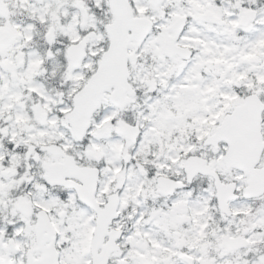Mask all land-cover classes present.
I'll list each match as a JSON object with an SVG mask.
<instances>
[{
  "label": "snow or ice",
  "instance_id": "6c2138e0",
  "mask_svg": "<svg viewBox=\"0 0 264 264\" xmlns=\"http://www.w3.org/2000/svg\"><path fill=\"white\" fill-rule=\"evenodd\" d=\"M0 264H264V0H0Z\"/></svg>",
  "mask_w": 264,
  "mask_h": 264
}]
</instances>
